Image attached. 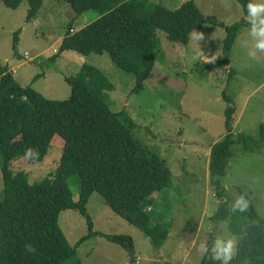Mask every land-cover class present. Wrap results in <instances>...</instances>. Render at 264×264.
Wrapping results in <instances>:
<instances>
[{
    "label": "rangeland",
    "instance_id": "374dc122",
    "mask_svg": "<svg viewBox=\"0 0 264 264\" xmlns=\"http://www.w3.org/2000/svg\"><path fill=\"white\" fill-rule=\"evenodd\" d=\"M151 1L175 10L187 0ZM195 1L208 20L195 31L203 38L194 40L190 36L186 45L173 44L164 32L157 31L161 54L143 90L135 93V76L117 67L109 55L66 52L53 60L67 35L97 20V11L79 16L66 0H45L39 15L28 22L27 2L10 9L0 0V65L15 73L12 75L22 87L32 86L47 99L60 101L71 96L67 77H75L85 66L100 69L116 88L109 92L111 109L129 114L136 124L134 135L164 160L172 173L171 185L156 194L151 206L152 224L170 227L171 236L162 249H154L149 238L129 225L97 192L86 206L91 225L78 210L67 209L59 216V227L71 247L91 230L131 238L134 264H200L207 253L197 252L201 241L209 248L217 238L234 237L236 256L239 241L231 233L230 221L220 224L214 220L222 201L216 195L210 171L212 149L228 135L226 110L230 105L237 108L236 139L244 135L253 140L248 148L244 144L233 148L227 175L221 179L226 201L231 209L239 196L247 194L264 219V142L260 141V128L264 126V52L252 47L251 26L237 0ZM238 23L246 25L232 48L231 65L226 66L222 63L225 26ZM17 32L18 47L13 49ZM201 50L207 58L215 55V61L193 60ZM249 52H255L257 58H250ZM39 76L43 77L35 81ZM63 149L64 139L56 136L44 159L23 154L12 161L10 170H24L31 183L41 181L58 169ZM74 192L77 200L78 193ZM131 251L93 236L78 247L75 259L67 264H130Z\"/></svg>",
    "mask_w": 264,
    "mask_h": 264
},
{
    "label": "trees",
    "instance_id": "16d2710c",
    "mask_svg": "<svg viewBox=\"0 0 264 264\" xmlns=\"http://www.w3.org/2000/svg\"><path fill=\"white\" fill-rule=\"evenodd\" d=\"M76 14L97 11V20L80 31L69 33L60 53L81 56L109 55L121 70L133 74L140 92L152 74L161 54L157 31L173 44H188L191 34L208 21L195 0L170 10L151 0H66ZM247 14L252 0H237ZM10 9L23 2L30 6L28 22L35 19L45 0H2ZM245 23L225 26L222 63L231 65L232 48ZM224 26V25H223ZM19 32L13 37L16 49ZM44 76V75H43ZM36 78L39 81L41 77ZM72 88L68 100H51L32 86L22 87L6 67L0 65V170L4 179V198L0 199V264H67L88 238L100 237L125 250L132 240L125 236L90 233L71 247L59 227V216L67 210L87 217V204L93 193L103 199L129 225L144 233L154 249L168 242L169 226L154 225L152 204L171 185L172 173L141 140L134 135L135 122L126 112H114L109 92L115 85L100 69L85 66L75 77H67ZM228 103L232 100L225 95ZM237 108L226 110L227 137L212 149L210 171L215 192L222 203L214 220L230 221L231 233L238 238L237 254L229 264H264V219L257 214L249 195L247 212H232L226 201L221 179L227 175L236 145L247 148L253 139L234 135ZM56 136L64 139V149L53 176L31 183L24 170L13 173L12 161L28 148L44 159ZM264 142V126L260 128ZM21 159V158H20ZM74 191L78 199L74 200ZM150 208V209H149ZM32 244L35 253L25 251ZM200 264H223L211 259V248Z\"/></svg>",
    "mask_w": 264,
    "mask_h": 264
},
{
    "label": "clouds",
    "instance_id": "9594fccd",
    "mask_svg": "<svg viewBox=\"0 0 264 264\" xmlns=\"http://www.w3.org/2000/svg\"><path fill=\"white\" fill-rule=\"evenodd\" d=\"M247 9V21L250 24L249 35L252 38V47L254 49L264 52V3H252L249 2L246 5ZM192 39L201 40L203 38L202 33L193 32L191 34ZM247 46V43L246 45ZM248 56L252 59H256L255 52H249ZM201 59L205 63H212L215 61V55L211 58H207L203 55L202 50L198 51L193 57V60ZM25 156L30 159H35L39 156V152L36 149L28 148L25 150ZM249 208V200L244 195L239 196L231 206L233 213L239 211L241 213L247 212ZM195 246V242H193ZM237 241L234 237L217 238L214 240L211 248V259L222 260L223 264H229L236 253ZM25 251L35 253L36 249L32 244L25 245ZM208 251L206 244L201 241L197 252L203 255Z\"/></svg>",
    "mask_w": 264,
    "mask_h": 264
},
{
    "label": "water",
    "instance_id": "95a60500",
    "mask_svg": "<svg viewBox=\"0 0 264 264\" xmlns=\"http://www.w3.org/2000/svg\"><path fill=\"white\" fill-rule=\"evenodd\" d=\"M129 250L131 251V249H129ZM134 256H135V253L131 251V256H130L131 262H130V264H134Z\"/></svg>",
    "mask_w": 264,
    "mask_h": 264
},
{
    "label": "built area",
    "instance_id": "2783aa9c",
    "mask_svg": "<svg viewBox=\"0 0 264 264\" xmlns=\"http://www.w3.org/2000/svg\"><path fill=\"white\" fill-rule=\"evenodd\" d=\"M26 58H27V59H29V58H30V55H29V54H27V55H26ZM13 74H15V73H13Z\"/></svg>",
    "mask_w": 264,
    "mask_h": 264
},
{
    "label": "crops",
    "instance_id": "0c3cea01",
    "mask_svg": "<svg viewBox=\"0 0 264 264\" xmlns=\"http://www.w3.org/2000/svg\"><path fill=\"white\" fill-rule=\"evenodd\" d=\"M10 72H11V71H10ZM11 73L13 74V72H11ZM170 232H171V231H170ZM169 235L171 236V234H170V233H169ZM169 235H168V240H169V238H170V237H169ZM193 245H194V244H193Z\"/></svg>",
    "mask_w": 264,
    "mask_h": 264
}]
</instances>
